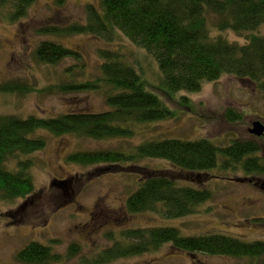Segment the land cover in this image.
Returning a JSON list of instances; mask_svg holds the SVG:
<instances>
[{
	"label": "trees",
	"instance_id": "trees-1",
	"mask_svg": "<svg viewBox=\"0 0 264 264\" xmlns=\"http://www.w3.org/2000/svg\"><path fill=\"white\" fill-rule=\"evenodd\" d=\"M36 1L0 0V5H9L10 21H18L27 16ZM66 1L56 0V4L62 6ZM84 8L85 23L50 26L40 33L56 37L89 35L111 42L118 31L154 59L159 71L158 85L154 87L148 82L134 55L106 49L99 51L103 60L101 79L68 82L56 86L55 91L79 93L106 87L107 112L70 113L53 118L0 115L3 203L14 205L34 194L30 173L33 162L25 157L45 149L44 133L97 141L132 138L137 126L176 117L166 99L180 93H199L205 83L216 82L223 75L250 80L264 92V33L260 31L264 28V0H100L99 7ZM227 31L244 38L246 43L230 42L221 35ZM35 57L39 64L50 66L66 58L80 59L78 53L54 41L40 43ZM31 91L43 92L19 81L0 84L3 94L24 95ZM47 91L53 92L52 88ZM178 102L184 107L191 100L181 96ZM225 118L235 122L242 117L228 109ZM260 152L255 143L243 140L222 147L206 138L163 139L142 142L128 152L119 149L75 152L68 155L67 161L87 168H104L103 171L126 166L140 170L139 186L129 195L127 210L134 214L155 212L165 219L177 220L197 214L199 207L213 198L211 190L188 183L203 186L209 180L208 172L219 167L235 169V165L246 176L264 174ZM144 160L167 162L180 173L137 168ZM254 222L264 224V219ZM164 245L190 255L247 258L264 264V241L244 242L223 234L183 236L178 229L168 226L127 231L121 241L114 242L91 264H109L156 251ZM73 251H77L75 245L67 256L71 257ZM63 259L52 247L39 242H30L16 254L18 264H60Z\"/></svg>",
	"mask_w": 264,
	"mask_h": 264
},
{
	"label": "rangeland",
	"instance_id": "rangeland-1",
	"mask_svg": "<svg viewBox=\"0 0 264 264\" xmlns=\"http://www.w3.org/2000/svg\"><path fill=\"white\" fill-rule=\"evenodd\" d=\"M86 5L99 7L100 0H67L62 6L56 0H37L27 16L18 21H10L9 5H0V84L19 81L43 91L24 95L0 93V115L53 118L70 113L107 112L109 89L106 87L79 93L55 91L56 86L68 82L101 79L103 60L99 51L106 49L134 55L145 78L157 87L159 71L154 59L118 31L112 35L111 42L89 35L56 37L40 33L50 26L85 23ZM260 31L264 33V28ZM221 35L233 43H246L231 31ZM44 41L57 42L78 53L80 59L66 58L56 66L39 64L35 51ZM48 88L53 92L47 91ZM181 96L191 100L188 106L179 104ZM170 99L166 102L176 117L137 126L132 138L97 141L44 133L45 149L25 157L33 162L30 173L34 194L14 205L0 201V264H18L16 254L30 242L52 247L54 253L64 257L60 264H91L114 242L121 241L123 233L162 226L176 228L183 236L223 234L244 242L264 241V224L254 222L264 219V174L246 176L236 165L235 169L216 168L207 173L209 180L203 186L188 183L211 190L212 200L200 206L197 214L168 220L155 212L134 214L127 210L126 201L139 186L140 170L126 166L103 171L104 168H87L67 161L68 155L75 152L109 149L128 152L145 141L202 138L222 147L234 140L250 141L260 148L259 155L264 158V135L256 137L249 132L254 122L264 125V92L250 80L223 75L216 82L205 83L199 93H180ZM228 109L239 112L241 120L228 121L225 118ZM146 167L180 173L161 160H144L137 165V168ZM73 245L77 251L68 257ZM256 262L201 253L190 255L164 245L156 251L109 264Z\"/></svg>",
	"mask_w": 264,
	"mask_h": 264
},
{
	"label": "water",
	"instance_id": "water-1",
	"mask_svg": "<svg viewBox=\"0 0 264 264\" xmlns=\"http://www.w3.org/2000/svg\"><path fill=\"white\" fill-rule=\"evenodd\" d=\"M249 132L256 137H262L264 135V125L261 122H254Z\"/></svg>",
	"mask_w": 264,
	"mask_h": 264
}]
</instances>
